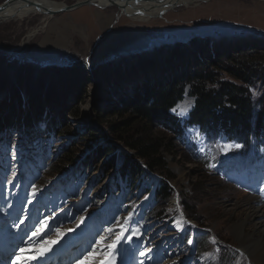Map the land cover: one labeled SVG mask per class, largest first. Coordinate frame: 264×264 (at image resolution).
Listing matches in <instances>:
<instances>
[{
  "label": "rangeland",
  "instance_id": "374dc122",
  "mask_svg": "<svg viewBox=\"0 0 264 264\" xmlns=\"http://www.w3.org/2000/svg\"><path fill=\"white\" fill-rule=\"evenodd\" d=\"M64 14L66 13L59 14V17L58 15L54 16L55 19L52 21L47 20L43 14H39L23 20L7 18L0 22V115L7 118L11 114L13 115L17 109H22L23 113L21 114L33 113L39 109L42 114L45 107L54 108L57 112L54 119L58 118L63 124L69 125L75 133L76 138L66 136V140L73 144L74 150L79 151L81 165L85 164L89 158H95L91 170H86L88 181L84 182L81 189L77 191L76 185L72 182L69 183L70 175H65V173L60 176H49L47 171L51 168V158L46 153L40 155L36 152L37 142L31 141L30 133L27 130H19L20 132L18 131L17 134L14 130L8 131L15 135L2 134L5 136L1 137L4 141L0 142V164L17 165V168H21L20 171L23 173L30 174L33 169L40 172L37 178L32 176L29 183L24 180L26 195L32 193L33 185L37 193L43 186L52 184L58 178L54 189L59 195L64 190L67 192V194H62L61 198V200L70 202L69 208L63 213V218L53 212L61 226L56 228L52 240H56L60 233H64L60 239L63 237L66 239L76 230L80 231V236H83L86 234V230L88 234L85 235V238L87 237L88 240L95 243L100 237H107L102 245H108L116 240V236L120 232L119 225H124L129 229V232H125V237L130 234L131 230H139L140 233L139 237L133 236L131 242L123 239L124 247L121 250L118 248L116 250V255H122L128 260L135 258L141 250L145 249L148 241H151L152 249H158L160 243L165 246V237L169 238L179 229L175 226L180 218L179 215L190 220L189 216L185 215L183 204L191 205V200H195L199 201V206L195 207V211L200 221L196 224L209 229L211 235H214L222 243L232 259L229 264H264V260L249 258L241 252L240 243L236 240L233 232L238 223L247 219L242 205L249 195L240 191L241 186L245 183L248 188V178H252L251 184L255 185L257 178L262 179V184H264V149L261 148L260 151L255 149L251 156H247L250 159L255 158L250 166L247 161L243 160L244 157L239 155L242 148L224 153L218 147L238 142L230 141L224 135L211 140L196 126L187 128L185 143L178 146V142L175 141L174 147L170 148L172 151L165 154L170 175L173 177L172 181H168V186L172 189V196L167 203L161 201L156 209L166 210L168 215L172 214V224L162 219H154L148 225H146V221L142 223L143 204L146 199L152 197V194H147L148 192L143 189L133 194L130 199L124 195L125 212L123 217L117 216L110 225L103 223L106 219L98 221L102 224L88 225L92 217L86 221V215L80 209L84 193L88 192L91 186H93V190L90 192L88 200L92 201L88 206L100 202L102 188L113 183V174L115 175L116 169L111 171L112 173L107 178L103 174L112 158L107 157L100 161V156H97L99 148L113 146L121 153L132 155L121 144L113 140L109 130L108 123L117 120L113 116L117 109V102L114 99L109 100L108 94L114 91L115 99L123 96L124 91L122 90L127 86L126 89L129 90L133 80L134 84L141 87L143 83L141 79L145 75L144 65L165 68L171 64L165 63V61H176V57L181 54L189 55V51L192 50L198 52L197 48L202 45H205L207 51L206 53H196L194 60L188 59L193 65L197 64L199 60H206L204 55H213L217 51L224 54L237 48H243L250 52H253L254 48H258L256 49L257 55L253 58L249 57V59L254 62L257 60L263 62L264 1L194 0L189 6H177L162 16H155L147 23L137 22L138 28L131 26L121 29V32H135L132 34L136 40L134 42H130L126 38L119 41L118 25L115 26L111 34L108 31L107 36L109 35V37L101 40L97 38L98 40L87 41V39L81 38V36H85L84 30L72 33L73 30L65 31L64 29L53 33L51 31L52 22H55L56 17L65 16ZM119 15L120 13L117 18L120 17ZM121 17L123 22H120L119 26H124L125 22L132 21L125 15ZM33 32H36L35 36H32ZM69 34L75 35L68 38ZM111 37H115L120 43L115 46L111 45L113 43ZM213 37L216 38L215 41L206 40ZM59 39L62 40V43L68 42L69 46L56 45L55 42H60ZM134 43L137 45L135 46L136 51L131 50L134 48L132 45ZM188 57L192 58L193 56L189 55ZM149 83L153 82L149 81ZM126 89L125 91H127ZM260 91V88L255 90L254 95L259 96ZM21 92L26 93V98L21 96ZM194 106L195 98L187 90L183 101L175 108H186L187 115L181 116L174 111L173 114L184 122L188 119ZM63 107H66V111L61 113L60 110L62 111ZM70 109H77L80 115L67 114ZM100 114L101 118H99ZM92 134L96 136V139L91 137ZM16 137L19 140H14ZM81 139L83 140L80 141ZM191 152L195 155L212 152L218 155L214 161L217 165L221 164L220 159L228 160L232 155V159L235 158L236 161L235 163H226V167L220 175L217 173L216 165L213 167L211 164L204 166L199 161H191ZM259 152L261 157H259ZM249 173H252V176H249ZM147 175L149 174L147 173ZM144 179L141 188L147 189L150 177L145 176ZM197 188L204 190L202 193L199 191L196 195L194 192ZM249 189L251 188L249 187ZM120 191L114 194V198L121 197ZM143 194L147 198H143ZM112 197V193L107 196V198ZM237 203L238 207L235 206ZM154 205L155 202L150 203L146 210L149 211ZM151 213V218L157 217L155 211ZM258 223L260 226H264V222H258L256 219L247 220L246 230L255 238L257 235L254 233L257 229L254 226ZM169 226H171V230L164 231L163 228L170 229ZM110 228L114 229L112 233L108 232ZM139 243L143 244L139 245ZM102 245L97 246L98 251L92 258V264H98L99 260L105 258L99 253V248ZM209 249H211L210 237L206 234L199 235L197 254L204 255ZM153 258L156 262L159 261V256L153 254ZM85 263L87 264V262Z\"/></svg>",
  "mask_w": 264,
  "mask_h": 264
},
{
  "label": "trees",
  "instance_id": "16d2710c",
  "mask_svg": "<svg viewBox=\"0 0 264 264\" xmlns=\"http://www.w3.org/2000/svg\"><path fill=\"white\" fill-rule=\"evenodd\" d=\"M197 49L199 53L207 51L205 45ZM256 49L258 48L250 52L237 48L224 54L217 51L213 55H204L206 60H199L195 65L188 60H194L198 53L192 50L189 51L192 58L181 54L176 57V61H165L171 63L165 68L144 65L145 75L141 79V87L134 84L133 80L130 89L127 90L128 86L125 85L127 91L121 89L124 95L117 99L114 98V91H111L108 99L117 102V109L113 113L117 120L109 122L108 127L113 140L132 155L121 153L113 146L99 148L97 156H100V161L107 157L112 158L110 165L103 171L105 177L116 169L114 179L122 177L128 186L138 189L143 182L146 167L163 178L160 188L155 192V198L164 203L171 199L172 189L168 186V181H172L173 177L170 175L165 154L174 147L175 141L181 146L184 134V125L171 111L183 101L187 90L195 98V106L187 122L189 125H198L209 135L224 132L243 144L244 153L250 151L253 140L264 147V61L254 62L249 59L257 55ZM259 88L261 94L255 96L254 91ZM21 96L26 98V93L21 92ZM63 108L61 113L66 111V107ZM21 113L22 109H17L7 118L0 115V138L4 133L13 135L9 130L24 129L37 141L39 133L42 132L39 126L45 123L49 136L60 140V144L51 148L57 160L53 162L49 176H60L78 166L79 151L74 150L73 144L66 140V136L76 138L75 133L69 125L63 124L58 118L54 119L57 115L54 108L45 107L42 114L39 109L33 113ZM67 114L80 115L77 109H70ZM99 116L101 118V114ZM91 137L96 139L93 134ZM190 158L191 161L194 160ZM94 163L95 158H89L83 167L91 170ZM107 188L108 185L102 188L103 194ZM197 189L194 192L196 195L204 190ZM191 202V205L183 204L185 215L191 221L199 223L195 211L199 201ZM166 212L160 209L157 215L167 218Z\"/></svg>",
  "mask_w": 264,
  "mask_h": 264
},
{
  "label": "bare ground",
  "instance_id": "6f19581e",
  "mask_svg": "<svg viewBox=\"0 0 264 264\" xmlns=\"http://www.w3.org/2000/svg\"><path fill=\"white\" fill-rule=\"evenodd\" d=\"M118 1H120L121 3L120 11L122 15L129 17L132 21L146 23L155 16H162L177 6H189L194 2V0H146L147 3L144 4H134V2H132V5L126 6L125 0ZM37 2L53 10H59L61 8V6L53 3L50 0H37ZM39 14H43L47 18V20H50L52 18L51 16H47L44 13L37 11L35 8L27 6L24 7L22 3H16L12 5V7L4 9L0 12V22L3 19L7 18L23 20L30 16ZM35 34L36 32H33L32 36H35ZM255 202H257V199L255 197H246L242 207L247 214V219L238 223L234 227L233 232L236 240L240 243V250L244 255L255 260H264V226H260V223L254 226V228L257 229V231L254 233L255 235H257L256 238L253 234H250L246 230L247 220L256 219L258 222H264V207L256 206ZM235 206L238 207V203ZM76 231L78 232V230ZM76 231L72 232L66 239H62V242L55 244L54 247L56 249L61 248L66 243L72 241L74 238L76 239Z\"/></svg>",
  "mask_w": 264,
  "mask_h": 264
},
{
  "label": "crops",
  "instance_id": "0c3cea01",
  "mask_svg": "<svg viewBox=\"0 0 264 264\" xmlns=\"http://www.w3.org/2000/svg\"><path fill=\"white\" fill-rule=\"evenodd\" d=\"M7 0H0V5L6 2ZM55 4H58L59 6L63 5H72L78 1L82 0H50ZM105 0H96L94 1V4L88 5L81 7L79 9H76L71 12H67L64 14L65 16H61V18L56 17L55 22H52L51 24V31L54 33L57 32V30L61 31L64 30H73V32H82L83 30L86 32L85 36H81V38L87 39V41H90L91 39L95 40H101L103 38L109 37L107 36L108 31H110V34L114 30L115 26L118 25V39L119 41H122L123 38L129 39L130 42H134V38L132 37V34L135 32H121V29H124L125 27H135L138 28V24L136 21H131L130 23L125 22L124 26H119L121 24L120 22H123V19L121 15L120 17L117 18L118 13H120V5L119 7L116 6H109L106 7L104 3ZM97 3H100L102 7H100ZM132 3V2H131ZM121 14V13H120ZM65 19V20H60V19ZM55 19V17H52L50 21ZM71 19V20H69ZM69 20V21H68ZM77 34V33H76ZM122 34V36H121ZM75 35V34H74ZM74 35L69 34L67 37L70 38L74 37ZM98 38V39H97ZM113 38V43L111 45L115 46L117 45L118 42L115 37ZM59 41H56V45H65L66 47L69 46L68 42L62 43V40L59 39ZM127 43V42H126ZM133 47L137 46L136 43L132 44ZM130 49V48H129Z\"/></svg>",
  "mask_w": 264,
  "mask_h": 264
},
{
  "label": "snow or ice",
  "instance_id": "6c2138e0",
  "mask_svg": "<svg viewBox=\"0 0 264 264\" xmlns=\"http://www.w3.org/2000/svg\"><path fill=\"white\" fill-rule=\"evenodd\" d=\"M174 112H178L179 115L185 116L187 115V109L186 108H179V109H173ZM220 148L221 152L227 153L229 151H232L233 149H241L243 146L241 144L235 143V144H224L222 146H218ZM32 196L36 195V188L33 185L32 187ZM31 201H29L30 203ZM50 217L45 218L43 220L37 221L38 226L36 227L35 231L32 232V234L28 237L29 241H32L33 238H36L39 240V236L42 235L45 231L49 228V222ZM130 219V217H129ZM25 223V220H21L19 224L16 225L17 228L20 227V225H23ZM81 223H83V220H81ZM118 223V222H117ZM79 226V225H78ZM120 232L116 236V240L108 245H102V242L107 239V237H100L98 240L95 241L94 245L91 247V250L87 252V254L83 255L81 259L77 260L76 264H84V262H87V264H92V258L97 253L98 245H102L99 248V253L102 257H105L104 259H101L98 261V264H116V250L117 245L120 243L121 240L126 239L127 241L131 242L133 236L139 237L140 233L139 230H131L130 234L125 237V232H129V229L124 225H119ZM177 227H180L179 222L177 223ZM69 231H72L69 229ZM114 229L110 228L108 229L109 233H112ZM64 235V233H60V235L57 237L56 240H43L40 241L41 244L48 245L47 248H42L38 251L35 255H29V250L31 249L32 245L30 243H26L24 247H20L18 251L13 253V259H11L10 264H32L33 260H40L41 264H43V257L46 255L47 252L51 251V246L59 243V239ZM189 243H192L191 240L188 241ZM213 243H215V239L213 238ZM150 251V250H149ZM219 249H217V252ZM141 256L147 255L146 252H141ZM110 257V258H108ZM140 264H143V261H140Z\"/></svg>",
  "mask_w": 264,
  "mask_h": 264
},
{
  "label": "water",
  "instance_id": "95a60500",
  "mask_svg": "<svg viewBox=\"0 0 264 264\" xmlns=\"http://www.w3.org/2000/svg\"><path fill=\"white\" fill-rule=\"evenodd\" d=\"M94 1L96 0H82V1H78L72 5H63L61 6V8L59 10H53L51 8H48L46 6H43V4L41 3H38L37 0H7L6 2H4L3 4L0 5V12L3 11L4 9H8L10 7H12V5L16 4V3H22L25 6L27 7H31V8H35L37 11L41 12V13H44L45 15L47 16H51V17H54L56 15H59L61 13H67V12H71V11H74L76 9H79L81 7H84V6H88V5H92L94 4ZM151 1V0H150ZM131 2H134L135 3H138V4H144V3H147L146 0H125V5H132ZM105 6L106 7H109V6H118L121 4L120 1L118 0H105ZM100 7H102V5L100 3H97ZM119 9H121L119 7ZM121 13V11H120ZM122 16V13L120 14ZM210 40H214L216 38H208ZM131 50H134L136 51L135 47Z\"/></svg>",
  "mask_w": 264,
  "mask_h": 264
},
{
  "label": "built area",
  "instance_id": "2783aa9c",
  "mask_svg": "<svg viewBox=\"0 0 264 264\" xmlns=\"http://www.w3.org/2000/svg\"><path fill=\"white\" fill-rule=\"evenodd\" d=\"M151 34V33H150ZM153 34V33H152Z\"/></svg>",
  "mask_w": 264,
  "mask_h": 264
}]
</instances>
